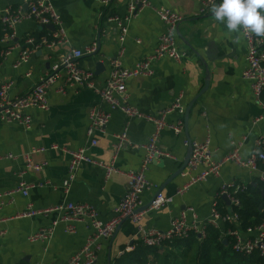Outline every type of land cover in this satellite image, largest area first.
I'll use <instances>...</instances> for the list:
<instances>
[{"label": "crops", "instance_id": "0c3cea01", "mask_svg": "<svg viewBox=\"0 0 264 264\" xmlns=\"http://www.w3.org/2000/svg\"><path fill=\"white\" fill-rule=\"evenodd\" d=\"M147 1L150 6L137 11L128 20L127 34L120 46L117 28L107 22L105 16L111 14L121 20L126 18L128 0H112L107 6L94 0H49L59 17V26L51 32L41 30V25L30 19L16 24L12 30V41L5 39L1 45L11 50L0 59V85L10 83L8 98L23 96L61 56L72 49L84 51L95 45L98 50L95 56L84 54L78 61L81 67L94 73V85L103 87L112 61L122 67H131L153 53L165 26L152 7H166L181 15L175 42L184 53L182 60H155L151 75L126 81V94L129 105L144 114L156 116L178 96L186 109L207 79V89L190 108L187 132L184 130V113L182 117L178 113L167 115L166 121L171 124L182 119L183 130L179 134L171 129L161 132L159 146L173 158L158 159L148 165L145 176L153 189L140 196L139 205V209L144 207L161 189V194L172 197V201L159 210H145L141 219L144 227L167 230L171 220L190 207L197 216L199 228H202L210 216L212 205L216 202L218 206L217 197H221L219 192L224 185L232 182L247 185L254 177L264 179V172L259 169L250 171L226 162L218 175L197 182L176 195V190L189 176L183 178L179 174L166 181L187 154L188 146L184 145V140L207 139L212 158L217 162L223 161L241 143L240 155L246 159L255 149V143L264 139V111L252 94L250 82L241 76L247 65V44L243 37L239 43L234 42L238 34L229 33L225 24L216 22L210 9L201 12V0ZM4 10L25 13L27 5L22 0H0V13ZM28 39H33V44L28 43ZM43 39L52 44L38 46L37 43ZM121 47L123 52L119 55ZM25 51L30 52L29 59L16 65ZM96 60L103 63V70L98 73ZM59 85L60 82L47 94V110L27 111L32 118L29 129L16 123L0 124V193L14 189L20 183L42 184L29 189L27 196L16 193L11 202L0 198V219H3L0 221V264H68L91 232L88 221L75 223V232L69 233L64 230L69 222L62 220L63 211L33 218L12 217L24 210L28 203L42 209L74 202L92 205L101 220H108L126 192L128 181L125 173L138 170L143 163L145 151L142 146L154 129L151 122L129 118L120 110H110L91 89L72 87L60 93L55 91ZM93 107L111 115L104 133L95 134L98 143L90 148L93 159L110 163L115 136L124 129L131 144L123 147L114 161L119 173L107 176L103 169L83 163L66 187L63 182L68 178L69 155L62 148L74 151L89 144L88 113ZM52 145L58 149H50ZM38 148L45 150L32 153ZM33 165H42V168L35 169ZM221 200L226 209H230ZM191 220V212H188L187 222ZM232 223L241 231L236 222ZM51 227L53 231L48 240H27L29 234ZM217 227L224 231L223 223L219 222ZM136 231L137 227L130 220H123L116 235L102 241L93 264H116L121 247H128L135 241Z\"/></svg>", "mask_w": 264, "mask_h": 264}, {"label": "built area", "instance_id": "2783aa9c", "mask_svg": "<svg viewBox=\"0 0 264 264\" xmlns=\"http://www.w3.org/2000/svg\"><path fill=\"white\" fill-rule=\"evenodd\" d=\"M95 2L107 6L112 0H94ZM27 5L25 13L21 11L4 10L0 13V59L9 54L11 48L2 47L4 40L12 41L13 27L23 19L33 20L40 25L52 24L55 29L59 26V17L54 10L49 0H22ZM213 0H201V12H206L211 8ZM217 2V0H215ZM150 6L147 0H128V16L121 20L116 15L107 14L105 20L113 23L117 28V41L120 46L125 40L127 34V22L142 8ZM155 15L162 21L165 26L164 32L159 36L157 45L153 53L145 59L137 61L131 67H122L118 62L112 61V68L103 87L94 85V73L80 66L78 59L84 54H91L96 51L95 45H91L84 51L72 49L68 54L60 57L50 68V71L40 76L35 85L25 95L8 98L7 90L10 83L0 85V124L16 123L29 129L31 127L32 118L27 112L30 109L47 110L48 109V92L58 83L60 85L55 91L64 93L66 88L86 87L94 91L101 101L108 106L110 110H120L129 118H138L151 122L154 125L153 132L150 134L147 142L142 146L145 151L143 163L136 171L125 173L128 181L127 189L119 201L113 208V215L108 220H101L94 207L88 203L66 202L46 208H35L32 203H28L24 210L15 214L12 218H33L45 216L48 213L55 211H63L65 215L62 220L69 222L65 226V231L69 233L75 232V223L88 221L91 227L90 234L86 237L84 245L72 255L68 264H93L96 261L97 253L101 249L102 241L112 237L116 228L123 220H130L136 227L135 240L142 242L147 246L159 247L165 241L171 240L174 237L186 238L189 232H196L202 236L203 227L199 228L197 216L194 210L190 207L182 210L178 217L173 218L167 230L160 231L151 227H144L141 219L146 211L159 210L165 207L172 201V197L163 196L161 193L156 196L154 201L146 209L139 211L140 196L145 191L153 189V185L147 180L145 171L148 165L158 159L173 158V155L163 150L159 146V138L161 132L165 129H171L174 133L179 134L183 130V120L179 119L176 123L171 124L166 121L167 115L178 113L181 117L184 113L185 106L182 104L181 97L178 96L169 106L161 109L156 116H151L136 110L128 104L126 94V81L130 78L148 76L153 73L152 63L157 59L169 58L175 61H181L184 53L180 52L175 42V32L179 23L182 20L181 15L173 12L166 7H152ZM57 37V35H55ZM247 44L246 52V67L242 71V78L250 82L252 94L256 101L261 104L264 111V38L251 36L244 38ZM28 43L33 44V39H28ZM52 42L40 40L37 45L50 46ZM123 52L122 47L119 50V55ZM30 52H23L16 65L27 62ZM110 113L104 112L96 107L89 110V124L87 134L90 137L89 144L82 146L77 150L68 151V178L63 182L64 186H68L70 180L74 177L75 171L83 163L93 165L103 169L107 176L113 173H119L114 166V161L118 152L130 145L131 142L127 135V130L124 129L120 134L115 136L113 143V154L110 163L96 161L90 156V148L97 145L98 138L96 133H104L105 127L110 120ZM184 145L188 146L189 141L184 140ZM241 143H238L223 159L217 162L212 158V152L207 139L202 141H191V154L187 166L180 172L183 178H189L176 190V195L185 192L190 186L197 182L205 181L210 176L219 174L223 163L232 162L236 165L246 168L250 171L259 169L258 163L264 162V139H260L255 143V149L246 158L243 159L240 155ZM50 149H58L52 145ZM44 148H38L32 153L44 151ZM201 167V170L198 169ZM32 168L40 169L42 165H33ZM198 171V172H197ZM195 172V173H194ZM194 173V174H192ZM42 184H25L20 183L18 187L0 193V198H7L10 202L16 193H21L23 196L28 195L29 189ZM239 186L232 182L224 185L220 190V194H226L230 203L238 204L233 195ZM219 196V195H218ZM188 212H191L192 220L187 222ZM11 218V217H10ZM3 219H0V221ZM236 215L232 212L225 216H221L216 207V202L212 205L211 213L205 224L217 226L219 222H236ZM56 222L54 223V225ZM53 228L40 229L37 232L29 234L27 240L35 242L39 240H48L52 235ZM234 240L233 250L241 254H250L254 250H258L264 258V222L254 228H248L245 232L236 230L228 231ZM123 251H120L118 256ZM21 264V263H19Z\"/></svg>", "mask_w": 264, "mask_h": 264}, {"label": "trees", "instance_id": "16d2710c", "mask_svg": "<svg viewBox=\"0 0 264 264\" xmlns=\"http://www.w3.org/2000/svg\"><path fill=\"white\" fill-rule=\"evenodd\" d=\"M258 167L264 172V162H259ZM237 185L233 197L238 204L231 203L227 210L219 195L216 207L221 216L229 212L236 215V223L245 232L264 222V179L254 177L250 184ZM260 204H263L261 210L258 209ZM223 226L224 231H221L217 226L205 224L202 236L192 231L186 238L174 237L159 247L135 240L128 247H121L123 253L117 257L116 264H264L258 250L250 254L235 252L232 248L234 240L226 233L236 227L229 222Z\"/></svg>", "mask_w": 264, "mask_h": 264}, {"label": "clouds", "instance_id": "9594fccd", "mask_svg": "<svg viewBox=\"0 0 264 264\" xmlns=\"http://www.w3.org/2000/svg\"><path fill=\"white\" fill-rule=\"evenodd\" d=\"M211 14L216 22L237 33L236 43L251 36L264 38V0H213Z\"/></svg>", "mask_w": 264, "mask_h": 264}, {"label": "water", "instance_id": "95a60500", "mask_svg": "<svg viewBox=\"0 0 264 264\" xmlns=\"http://www.w3.org/2000/svg\"><path fill=\"white\" fill-rule=\"evenodd\" d=\"M40 29L41 30L47 29V30H49L51 32L55 31V27L52 24L41 25ZM97 53H98V50L94 51L91 55L95 56ZM95 70H96V73H98L100 70H103V63L101 61H99V60L95 61ZM207 86H208V81L206 79L205 82H204L203 87L200 89V91L197 93V95L193 98V100L188 104V106L185 109V112H184V130H185V132H187V130H186L187 118H188V115H189L190 108H191L192 104L205 92V90L207 89ZM190 154H191V142L189 141L187 154H186L183 162L181 163L180 167L167 179L166 182H169V181L173 180L174 178H176L177 176H179L180 172L187 166ZM160 193H161V189H158L155 192V194L152 197V199L144 207H141L139 209V211L146 210L150 206V204L154 201L156 196L159 195ZM221 198L225 201V203L228 206H230V200L228 199L226 194H222ZM262 207H263V204H260L258 209L261 210ZM120 226H121V224L116 228V231L114 232L112 237H114L116 235V233H117L118 229L120 228ZM198 236L200 237V234H198ZM223 242L226 243L225 240ZM108 259H110V256L108 257Z\"/></svg>", "mask_w": 264, "mask_h": 264}, {"label": "rangeland", "instance_id": "374dc122", "mask_svg": "<svg viewBox=\"0 0 264 264\" xmlns=\"http://www.w3.org/2000/svg\"><path fill=\"white\" fill-rule=\"evenodd\" d=\"M120 264H124V262L123 263H120Z\"/></svg>", "mask_w": 264, "mask_h": 264}]
</instances>
